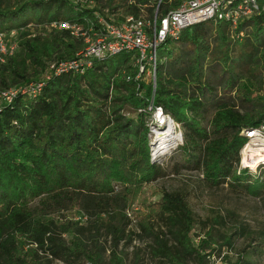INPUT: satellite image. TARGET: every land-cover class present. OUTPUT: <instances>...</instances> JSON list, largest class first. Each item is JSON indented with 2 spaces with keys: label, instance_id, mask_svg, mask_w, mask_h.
<instances>
[{
  "label": "trees",
  "instance_id": "trees-1",
  "mask_svg": "<svg viewBox=\"0 0 264 264\" xmlns=\"http://www.w3.org/2000/svg\"><path fill=\"white\" fill-rule=\"evenodd\" d=\"M183 1L130 0L124 16L153 19L157 11L162 17ZM112 3L0 0V32L19 31L21 40L0 65V90L29 83L48 54L70 59L82 46L65 28L40 46L43 37L30 25H87L98 14L119 19L117 8L109 11ZM161 47L155 92L150 81L127 79L137 73L135 54L122 52L84 74L52 76L38 96L19 95L2 107L0 264H127L131 251L133 264H146V257L155 264H206L224 248L244 252L237 239L250 241L248 262L264 255V230L234 209L215 218L218 228L203 221L208 231L196 243L198 219L185 190H163L144 217L133 206L145 185L171 172H200L208 187L227 186L239 196L264 194V166L256 174L239 169L243 131L264 121V11L236 29L199 23ZM152 100L179 125L183 142L172 153L179 150L181 158L152 157ZM73 210L84 221L68 218ZM240 255L234 264H247Z\"/></svg>",
  "mask_w": 264,
  "mask_h": 264
},
{
  "label": "built area",
  "instance_id": "built-area-1",
  "mask_svg": "<svg viewBox=\"0 0 264 264\" xmlns=\"http://www.w3.org/2000/svg\"><path fill=\"white\" fill-rule=\"evenodd\" d=\"M264 11V0H184L175 10L159 17L157 11L153 19L141 15H126L119 19H110L98 14L96 22L85 24H71L64 22L60 28L71 31V34L82 41L81 48L70 59H57L48 63V70L37 81L19 84L0 90V110L3 106L11 104L19 95L27 97L38 96L52 76L67 73L84 74L94 67L95 62L103 61L122 52L135 54L134 65L137 69L135 76L127 75V79L150 81L153 92L157 87V67L161 59L159 48L167 41L179 39L180 34L187 28L205 22H228L236 29L239 24L250 19L256 13ZM16 30L0 32V65L5 64L19 49V33ZM242 34V33H241ZM151 116V131L157 138L164 132L163 118L173 120L163 112L161 107H155L153 100L148 106ZM175 128L179 125L172 121ZM160 131V132H158ZM162 131V132H161ZM247 141L241 149L239 169H248L257 173L264 166V161H259L260 151H264V121L257 127L243 131ZM157 155V150L153 149ZM260 157V156H259ZM156 160V159H155ZM229 252L215 251L207 256L206 264H232Z\"/></svg>",
  "mask_w": 264,
  "mask_h": 264
},
{
  "label": "rangeland",
  "instance_id": "rangeland-1",
  "mask_svg": "<svg viewBox=\"0 0 264 264\" xmlns=\"http://www.w3.org/2000/svg\"><path fill=\"white\" fill-rule=\"evenodd\" d=\"M70 1H72L75 4L79 3L83 8H92L94 6L95 0H70ZM128 1L130 0H114L112 6L109 7V11H111L112 8L113 9L117 8L115 12H118V15L115 18H122V16H124L128 11V3H129ZM28 28L30 29V31H33L36 35H41L43 37L42 41H40L39 43V45L42 46L46 41L45 39H47V37L50 36L51 32H54L55 29L60 28V24L58 25L54 23L47 27L43 25L33 24L30 25ZM20 42L21 40L19 39V43ZM161 49L162 47L159 48L160 55H161ZM18 50H20V48ZM57 59H58L57 55L48 54L47 56L43 57L45 68L44 69L39 68L38 69L39 75L38 76L35 75L31 77L32 80H30L29 83L33 81H37L41 77V75L48 70L47 64ZM28 71L33 72L32 69H29ZM217 89L219 95L223 94L222 87H218ZM211 115L212 112L208 114V118ZM175 133L177 137L176 139L172 138L170 139L171 141H167L168 145L172 143L168 147L167 145L165 146L163 145L165 143H163L160 137L159 138L156 137V133H152V136H155V138L154 139L152 138L151 143L153 144L156 143L155 145L152 144V149L154 148L156 149L158 145L164 146L161 152L157 154L158 156H156L155 159L164 160L168 157L167 160L169 161L170 155H172L171 157L173 158H181V153L179 150L172 153L177 148L178 144H182L183 142V134L181 139L179 128ZM154 155L155 153L153 152L152 157H154ZM201 177H202V173L200 172L183 171L180 174H175L171 172L165 178L160 179L157 182L147 184L142 188V191L140 193V200L138 201L141 204H138V202L137 203L134 202L133 204L135 208L134 210L137 211L138 215L144 217V215L147 213L145 211L149 210L150 208H154L155 205L161 200V196H162L161 193L163 190L171 191V190L179 189L188 192L187 198L190 201L197 215L198 222L192 234L193 239L196 243L197 241H199L200 238L204 237L206 232L208 231V229H205L203 227L202 222L207 221V219L208 220L211 219L209 222V226H211L213 229L218 228L219 225L214 224L215 222L213 221L219 215H226L228 209H234L237 212H239L241 219L243 221H247L248 223H250L254 229L264 230V194L261 197L235 195L234 193H231L229 191L227 186L214 187V188L208 187L204 182L201 181ZM67 214H68V218L84 221L83 215L75 210L70 211ZM229 225L231 224L228 223L227 227H229ZM135 243L137 245L144 246L143 243L138 240L135 241ZM249 244L250 241L248 240L237 239L236 246L238 247L239 251L245 249L244 252L241 251L240 253L229 251V249L224 248L225 251L229 252L228 256L232 264L237 262L239 256H241L240 254H244L243 255L244 263L245 261H247L248 259L247 251L249 249L248 247ZM146 258L144 260L146 264H155L149 258L147 259ZM126 260H127V264L134 263L135 257L132 251L130 252ZM252 263L264 264V255L262 257H258L254 255L250 260V262H248L247 264H252ZM54 264H62V263L60 261H56ZM86 264H90V263H86Z\"/></svg>",
  "mask_w": 264,
  "mask_h": 264
},
{
  "label": "bare ground",
  "instance_id": "bare-ground-1",
  "mask_svg": "<svg viewBox=\"0 0 264 264\" xmlns=\"http://www.w3.org/2000/svg\"><path fill=\"white\" fill-rule=\"evenodd\" d=\"M164 120H163V122H164V124H163V126H165V129H166V127H167V129H166V131L164 130V132H162V134L160 135V139H162V141H163V143H165L166 145H167V147L168 146H170V144H172V143H170L169 145L167 144V141H171L170 139H172V138H175L176 139V135L174 134V130H175V128H174V126H173V123H172V121L169 119V118H163ZM164 148V147H163ZM163 148H161V149H163ZM166 148V147H165ZM160 149V150H161ZM158 153V152H157ZM156 156H158V155H156ZM260 156V157H259ZM260 158V160L259 161H264V151H260L259 152V155H258V158L257 159H259Z\"/></svg>",
  "mask_w": 264,
  "mask_h": 264
},
{
  "label": "water",
  "instance_id": "water-1",
  "mask_svg": "<svg viewBox=\"0 0 264 264\" xmlns=\"http://www.w3.org/2000/svg\"><path fill=\"white\" fill-rule=\"evenodd\" d=\"M173 121V120H172ZM152 133H155L154 131H152ZM159 135V134H158ZM158 135H156V137L158 136ZM153 139L155 138V136H151ZM152 138H151V142H152ZM158 140V139H157ZM160 143V142H159ZM152 144L153 143H151V146H152ZM156 143H154L153 145H155ZM164 146L166 145V144H163ZM163 145H158L157 147H156V149L154 148V150H157V152L158 153H160L161 152V148H163L164 146ZM161 149V150H160ZM157 153V154H158Z\"/></svg>",
  "mask_w": 264,
  "mask_h": 264
}]
</instances>
